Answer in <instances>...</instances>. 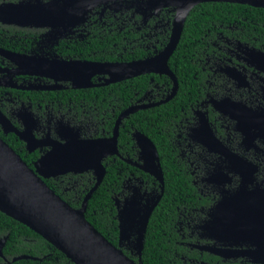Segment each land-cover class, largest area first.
Wrapping results in <instances>:
<instances>
[{
  "label": "flooded vegetation",
  "instance_id": "flooded-vegetation-1",
  "mask_svg": "<svg viewBox=\"0 0 264 264\" xmlns=\"http://www.w3.org/2000/svg\"><path fill=\"white\" fill-rule=\"evenodd\" d=\"M144 2L77 0L72 6L70 0L3 1L0 5L23 4L32 9L52 5L55 11L47 16L49 21L52 15L51 23L0 24V39L7 42L6 47L0 49L25 57L64 62L129 63L150 58L166 46L156 48L159 38L167 31L169 41L174 11L162 9L151 13L142 5ZM166 11L173 12L170 22H165ZM71 12L78 14L71 15ZM208 44L206 50L210 52L198 54L193 60L196 66L193 78L198 85L194 101L187 112L181 110L175 116L174 122L178 156L192 177L196 195V207L190 216L192 223H178V234L183 239L180 244L196 251L200 257L203 254L215 257L207 263L195 258L190 260L191 264H264V38L254 39L251 44L221 37L208 40ZM0 69L5 70L0 72V114L8 121L0 123V139L31 169L41 157L58 147V143L82 146L83 140L109 139L119 115L127 108L153 105L144 109L149 110L165 105L176 95L166 103L154 105L172 93L173 82L165 75L146 74L152 77L142 96L134 100L137 93L133 94L130 105L118 114L121 103L116 93H111L114 94L111 100L106 97L101 101L97 98L87 101L91 99L89 91L108 85L73 88L71 81L55 82L40 76L17 74V66L2 56ZM52 76L59 77L58 72ZM163 77L168 78L169 87L160 82ZM90 82L99 85L104 78L93 75ZM74 83L86 84L82 80H74ZM10 84L27 89L11 88ZM30 86L34 89H28ZM41 86L49 89H40ZM131 115L118 125V156H108L102 164L106 167L107 159H112L113 165L120 160L144 173L138 168L142 161L132 139L137 130L131 127L130 132L136 158H129L127 148L125 156L119 151V130ZM9 128L20 132L23 139ZM126 172L123 196L114 198L116 213V199L122 209L124 200L136 194L135 189L140 191L139 196L145 193V199L161 192V189L160 192L148 189L146 182L133 171ZM46 180H52L62 193L76 189L77 185H82L83 192L85 181L95 183L92 171L68 172ZM202 200L205 202H200ZM149 205L151 203L146 202L140 212L143 214ZM222 205V210L217 212L215 208ZM121 248L129 252L130 257L135 256L136 249L132 245L123 243ZM206 248L220 250L222 257L211 254ZM224 250L233 253H224Z\"/></svg>",
  "mask_w": 264,
  "mask_h": 264
},
{
  "label": "water",
  "instance_id": "water-1",
  "mask_svg": "<svg viewBox=\"0 0 264 264\" xmlns=\"http://www.w3.org/2000/svg\"><path fill=\"white\" fill-rule=\"evenodd\" d=\"M72 6L77 0H70ZM202 3H230L247 5L253 8L264 9V0H145L142 4L151 13H157L162 9H173L174 16L171 23V34L169 41L162 51L153 57L129 63H82L64 62L49 60L46 58L25 57L9 53L0 49V56L14 60L20 67L19 59L29 65L41 67L43 69H53L65 74V78L55 79L48 75H39L43 78L71 81L73 88L107 86L124 80L135 78L146 74L165 75L173 82L172 93L164 100L154 105H159L171 100L177 92L178 84L175 75L168 67V60L175 51L184 28L186 18L190 11ZM52 5H42L38 9H32L23 4L0 5V24L25 26L32 24L37 26L43 22H49L48 14L55 11ZM54 7H57L54 5ZM78 13L71 12V15ZM8 18H11L9 20ZM25 22V23H23ZM44 26H47L46 24ZM92 67L103 68L100 71L85 77H73L79 73L80 69ZM5 70L0 69V72ZM17 74L34 75L28 71L16 70ZM38 75V74H36ZM93 75L104 78V82L94 85L90 82ZM74 80H82L86 84L76 85ZM11 88L23 89V86L10 84ZM27 89V88H24ZM28 89H34L28 87ZM39 89V88H38ZM40 89H49L41 86ZM153 105L131 106L123 111L114 127L113 136L109 139L83 140L82 146L67 142L60 143L58 147L41 157L34 165V169L29 168L24 161L0 139V212L13 220L31 229L54 248L63 253L73 264H142L141 252L143 249L144 234L150 216L158 205L163 194V174L159 163L158 152L154 144L142 133L135 131L132 139L139 149V159L142 164L138 165L144 173L153 177L160 185L161 192L158 196L145 199V193L140 195V191L125 199L121 208L117 204L118 220V246L108 242L84 217L86 205L93 192L102 183L106 169L102 161L108 156H118L117 135L118 125L128 115L152 107ZM8 122L0 114V123ZM20 139L21 133L9 128ZM92 171L95 183L85 195L80 208H73L62 200L55 192L47 186L46 179L54 178L68 172L78 173ZM150 202L151 205L143 210L142 202ZM136 207V210L131 209ZM222 210L221 207H216ZM215 208V210H216ZM6 239L0 240V258L4 259L3 248ZM126 243L136 249L137 261H134L121 248ZM211 254L221 256L220 250L206 248ZM230 251V252H229ZM224 253H233L231 250H224ZM21 259L36 260L27 256H19L13 261Z\"/></svg>",
  "mask_w": 264,
  "mask_h": 264
},
{
  "label": "trees",
  "instance_id": "trees-1",
  "mask_svg": "<svg viewBox=\"0 0 264 264\" xmlns=\"http://www.w3.org/2000/svg\"><path fill=\"white\" fill-rule=\"evenodd\" d=\"M3 1L10 0H0V3ZM172 15L173 12L166 11L165 22L168 20L170 22ZM5 29L14 30L13 27ZM168 36L169 31L163 38H159L160 44L156 46L158 50L167 44ZM221 37L251 44L254 39L264 38V9L230 3H202L195 6L186 18L179 43L168 62L178 82L175 97L165 105L136 112L120 127L118 138L120 153L125 156L127 148L129 158H136L137 151L130 138L132 127L146 135L155 145L163 174V194L150 216L144 234L142 264H191L190 260L195 258L199 262L207 263L215 259L208 254L200 257L196 251L180 244L183 239L178 234V223L180 221L192 223L190 216L192 209L196 207V195L192 177L178 156L174 122L175 116H178L181 110L188 111L197 93L198 85L193 78L196 66L193 60L198 54L210 52L206 50L208 40ZM6 43L0 39V47H6ZM149 77L152 76L144 75L89 91L88 96L91 99L87 98V101H95L96 98L101 101L106 97L111 100L114 95L111 93H116L121 103L117 111L119 114L130 105L129 99L133 94L137 93L134 100L142 96ZM155 79L159 80L157 77ZM160 82L166 87L170 86L166 77ZM105 164V177L89 198L84 217L108 242L117 247L119 230L114 198L123 196V183L128 176L126 170L140 176L148 189L159 191L160 185L151 176L129 168L120 160L113 165L112 159H107ZM63 179L67 182L66 178ZM45 183L73 208H80L84 196L94 185L85 181L83 192L82 185H77L76 189L62 193V189L55 187L52 180H46ZM2 239H6V242L2 251L4 259L0 258V264H73L40 235L0 212V240ZM187 239L184 240L189 241ZM123 251L128 257L131 256L129 252ZM19 256L36 260L13 261ZM132 259L137 261L136 254Z\"/></svg>",
  "mask_w": 264,
  "mask_h": 264
},
{
  "label": "bare ground",
  "instance_id": "bare-ground-1",
  "mask_svg": "<svg viewBox=\"0 0 264 264\" xmlns=\"http://www.w3.org/2000/svg\"><path fill=\"white\" fill-rule=\"evenodd\" d=\"M69 14H71V13H69ZM65 15H66V14H65ZM66 16H67V15H66ZM70 16H71V15H70ZM55 18H56V17H55ZM8 19L11 20V18H8ZM52 21H53V17H52V15H51V16H50V19H49V23H51ZM14 60H16V58H14L13 61H12V62L15 64ZM16 61H17V60H16ZM15 65H16V64H15ZM19 65H20L21 68H19V66L16 65L19 71H28V72L33 73L35 76H39V75H48V76H50L51 78H55V79H62V78H65V76H66L65 74H63V73L57 71L59 77H56V76L53 77L52 74L55 75V74L57 73V72L54 71L53 69H50L49 67H48V69H43V68H41V67L32 66V65L27 64V63L24 62V61H21L20 59H19ZM99 69H101V71H104V70H105V69H103V68L95 69V68H92V67H86V69L82 70V67H81L79 73L76 74V75H74L73 77H78L79 75L82 76V77H85V75L88 76V75H91V74H95V73H97V72L100 71ZM36 74H38V75H36ZM216 211L218 212V211H221V210H220L219 208H216ZM220 214H221V212H220Z\"/></svg>",
  "mask_w": 264,
  "mask_h": 264
},
{
  "label": "rangeland",
  "instance_id": "rangeland-1",
  "mask_svg": "<svg viewBox=\"0 0 264 264\" xmlns=\"http://www.w3.org/2000/svg\"><path fill=\"white\" fill-rule=\"evenodd\" d=\"M8 80H9V77H8Z\"/></svg>",
  "mask_w": 264,
  "mask_h": 264
}]
</instances>
